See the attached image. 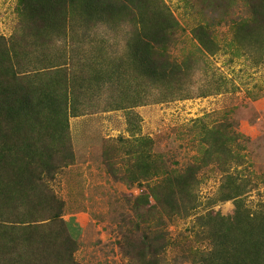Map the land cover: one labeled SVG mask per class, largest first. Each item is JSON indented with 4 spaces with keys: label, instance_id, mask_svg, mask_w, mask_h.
Masks as SVG:
<instances>
[{
    "label": "rangeland",
    "instance_id": "1",
    "mask_svg": "<svg viewBox=\"0 0 264 264\" xmlns=\"http://www.w3.org/2000/svg\"><path fill=\"white\" fill-rule=\"evenodd\" d=\"M154 2L176 23L169 43L156 48L154 57L187 71L176 72L177 77L168 74L171 89L152 88L141 100L131 102L108 91L107 98L120 103L115 110L102 111L104 102L93 107L101 96L93 88V93L83 88L79 97L74 94L77 98L66 113L67 142L43 152L47 165L37 154L40 198L26 208L34 222L23 227L27 244L44 256L42 264H54L53 249L61 264H201L210 248L199 233L204 219L233 217L239 201L249 215L264 222V53L256 50L255 39L243 38L262 33L264 39V19L253 18L257 0ZM16 4L0 0V36L5 40L23 35ZM123 16L114 28L95 23L73 30L68 56L74 48L75 64L93 63V55L102 49L106 57L123 60L119 57L126 55L136 28L127 13ZM242 25L249 28L236 36ZM197 26L212 40V53L192 33ZM75 67L68 66L69 73ZM66 78L68 84L75 79L80 86L89 84L82 72ZM140 80L130 70L122 79V91H135ZM179 84L183 89L172 94ZM103 86L112 88L106 82ZM72 106H79L82 114L72 112ZM216 131L226 140L235 139L230 147L239 163H225L221 152L215 153L218 159L205 157L206 147L199 140ZM145 138L150 141L144 145ZM142 160L150 163L145 170ZM227 177L245 184L242 196L226 200L231 196L222 191ZM140 196L146 197L143 205L137 202ZM257 254L264 264V248ZM31 259L19 264H40L37 256Z\"/></svg>",
    "mask_w": 264,
    "mask_h": 264
},
{
    "label": "trees",
    "instance_id": "2",
    "mask_svg": "<svg viewBox=\"0 0 264 264\" xmlns=\"http://www.w3.org/2000/svg\"><path fill=\"white\" fill-rule=\"evenodd\" d=\"M133 7L140 11L136 14L131 10ZM253 10L254 19H264V0H257ZM123 13H127L130 22L136 26L131 37L127 38L125 58L112 60L100 49L93 55L97 61L75 64L73 57L77 51L72 48L68 56L67 47L71 45V37L76 36L77 30L95 23H105L109 28H114L120 20L125 19ZM16 14L23 35L8 40L0 36V255H3L0 264L29 263L32 256H37L36 261L42 264L44 256L35 249L33 252L30 244H27L30 242L23 227L33 226L34 222L30 221L26 208L31 206L33 200L40 198L36 194L42 188L37 183L40 180L36 176L37 168L41 164L37 161V154H41L40 160L47 165L43 152L53 150L59 141L63 145L67 142L66 113L70 103L77 98L74 94L78 93L79 97L83 88L93 93L89 90L93 88L103 96V99L101 96L96 99L93 107L98 108L104 102L102 111L115 110L117 103H120L112 100V96L108 99V91L112 90L117 96H126L125 99L132 98L131 102L141 100L152 88L171 89V85L166 84L168 74L177 77L179 73L176 72L184 74L187 70L182 69L181 64H168L154 57L156 48L169 43V36L176 24L170 12L159 8L154 0H17ZM247 28L249 26H238L236 36L240 31L246 33ZM192 33L204 49L213 52L212 40L203 27H195ZM243 38L255 39L256 50L264 53L262 33H252ZM68 66H76L72 74ZM130 70L141 79V83L137 84L135 91H122V79L127 78ZM81 72L84 74L83 82H89L88 85L80 86L77 79L71 84L67 83V76L76 78ZM105 82L112 88H104ZM180 88L181 85L173 88L171 93H179ZM71 110L82 114L79 106H72ZM224 138L219 131L202 136L199 142L206 147L205 157L218 159L215 153L221 152L225 156V163H239L240 157L230 147L235 139ZM39 139L43 143L41 146L37 144ZM149 141L146 138L141 140L144 145ZM147 164H150L148 160H142L139 166L145 170ZM244 187L245 184L242 186L236 179L227 177L224 178L222 191L230 192L231 196L226 200H231L233 194L242 196ZM145 201V196L137 198L140 205ZM236 205L237 212L233 217H220V222H217L215 216H209L200 224L202 229L199 233L210 246L201 264H263L257 250L264 248V222L262 224L259 218L249 215L241 202L238 201ZM17 220L16 226L5 223ZM146 240L149 247L151 241ZM16 250L22 251V254L15 256ZM51 251L53 263L61 264L58 251ZM157 263V260L148 262Z\"/></svg>",
    "mask_w": 264,
    "mask_h": 264
}]
</instances>
